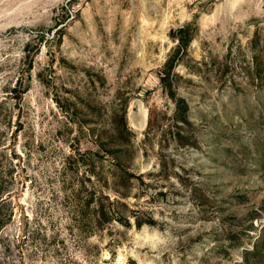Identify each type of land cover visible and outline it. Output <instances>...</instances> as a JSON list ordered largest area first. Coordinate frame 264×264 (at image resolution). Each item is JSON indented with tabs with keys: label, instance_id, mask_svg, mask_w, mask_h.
Wrapping results in <instances>:
<instances>
[{
	"label": "rangeland",
	"instance_id": "1",
	"mask_svg": "<svg viewBox=\"0 0 264 264\" xmlns=\"http://www.w3.org/2000/svg\"><path fill=\"white\" fill-rule=\"evenodd\" d=\"M123 110L151 224L98 228L63 161ZM0 197V264H264V0H0Z\"/></svg>",
	"mask_w": 264,
	"mask_h": 264
},
{
	"label": "trees",
	"instance_id": "2",
	"mask_svg": "<svg viewBox=\"0 0 264 264\" xmlns=\"http://www.w3.org/2000/svg\"><path fill=\"white\" fill-rule=\"evenodd\" d=\"M178 31H183V29L179 28ZM188 41L189 38L186 39L183 45L186 46ZM175 57H168L166 59L163 66L166 71L160 77L161 82L168 76ZM162 84L166 88L165 83ZM170 96H172L171 92ZM180 102L183 103V106L179 107L176 105L174 107V118L175 121H186L183 115L184 112L182 111L183 108L186 109L187 105L184 100ZM88 130L87 140L89 145L87 148L82 152L77 150L71 159L66 157L63 161V171L70 170L73 175L81 172L78 188H75L71 193L73 201L78 206L76 212L79 220L84 221L88 217L96 227L101 228L112 221L129 224L128 219L129 215H131L136 228H139L143 223L151 224L150 219H141L135 210L127 207L126 203L122 200L125 197V193H121L118 191L120 189H117H126V184L130 183L132 178H136L143 183L142 175H135L126 170L125 164L130 153H132L131 141L133 133L126 126L125 111L110 115L109 132L94 131L92 127ZM108 159L110 160L108 166L110 170L109 175L104 171L102 164ZM110 183L113 184V189L116 191L114 193L115 197L110 196L107 192L108 189H112ZM115 184L118 187H115ZM82 192L85 193L81 194ZM2 201L3 199L0 200V205ZM87 211L89 212L88 216L86 215ZM5 220V218L0 216V229L6 223Z\"/></svg>",
	"mask_w": 264,
	"mask_h": 264
}]
</instances>
